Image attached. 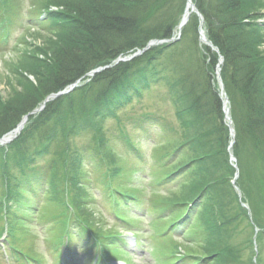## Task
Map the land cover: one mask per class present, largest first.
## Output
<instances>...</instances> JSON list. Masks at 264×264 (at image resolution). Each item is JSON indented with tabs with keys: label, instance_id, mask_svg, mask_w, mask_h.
I'll return each mask as SVG.
<instances>
[{
	"label": "trees",
	"instance_id": "obj_1",
	"mask_svg": "<svg viewBox=\"0 0 264 264\" xmlns=\"http://www.w3.org/2000/svg\"><path fill=\"white\" fill-rule=\"evenodd\" d=\"M193 2L203 17L206 37L223 57L220 76L231 107L232 148L239 161L236 184L241 189L244 169L240 160L245 154L246 162L256 160L261 163L258 173L264 179V21H259L264 18L261 11L264 0ZM62 5L66 10L46 13L47 28L57 39L56 48L42 57H32L34 62L28 63L27 68L33 80L25 77L19 83V92L6 99L0 96V136L48 94L62 90L89 70L141 49L151 39L173 36L185 0H72ZM198 25L199 18L191 14L182 37L191 29L198 40ZM171 45L162 43L149 48L142 56L145 62L141 69L132 61L104 69L91 78L89 85L48 102L44 110L31 115L19 140L6 149L0 148V173L6 183V198L21 187L10 170V155L15 156L13 160L20 157L30 161L28 148L32 143L40 140L39 143L46 145L48 150L58 140L74 138L79 129L94 141L93 145L86 150L67 146L63 153V157L66 156L64 162H67L64 163V177L78 198L83 188L80 178L86 176L81 164L88 153L100 155V159L105 155L106 165H115L113 156L104 150L103 122L115 117L131 99L141 97L151 85L163 79L171 91L179 89L174 103L180 139L173 156L185 152L186 158L173 171L195 165L192 172L201 184H196L191 198L203 191L207 194V206L211 207L210 211L204 207L203 232L190 242V245L202 244L203 252L188 250L186 256L192 260L190 254H198L204 258L203 264H233L239 257V249L228 241L238 221V212L244 214V209L230 183L234 168L228 162L229 129L224 122L222 101L214 78L218 53L201 45L200 72L203 75L197 69L188 73L187 68L173 83L166 80L160 64L163 47ZM80 120L83 122L76 129ZM40 144L36 145L39 148L34 153L43 149ZM50 170L51 176L44 188L47 198L58 192L57 166L51 165ZM29 175V172L25 174V179H29ZM250 179V184L256 182L250 177L248 181ZM192 180L195 181L194 177ZM40 185L43 187L44 184ZM253 187L259 192H249V207L254 213L264 206V187ZM256 224L263 229L261 224Z\"/></svg>",
	"mask_w": 264,
	"mask_h": 264
},
{
	"label": "rangeland",
	"instance_id": "obj_2",
	"mask_svg": "<svg viewBox=\"0 0 264 264\" xmlns=\"http://www.w3.org/2000/svg\"><path fill=\"white\" fill-rule=\"evenodd\" d=\"M70 2L72 0H0L1 97L6 99L14 92H19V83L25 77L33 79L27 68L28 63L34 62L32 57H42L45 52L53 51L56 48L55 34L49 31L47 25L42 27L39 24V18H43L44 10L64 11L66 9L62 4ZM261 11L264 13V8ZM260 21H264V18H261ZM181 31V36L176 42L169 47H163L164 55L160 57V64L164 68L163 75L167 81L173 83H176L180 76L185 74L187 68L188 73L196 69L201 71L200 42L195 40L193 30L188 29L185 37H182L184 29L182 28ZM3 39L6 40V43L1 41ZM143 55L131 60L137 64L138 69L144 66ZM140 58L141 60H139ZM201 74L203 75V73ZM201 74L200 76H202ZM214 78L216 79L215 73ZM84 82L86 80L82 83ZM216 83L219 88L220 83L217 80ZM86 84L89 85L90 81ZM177 92H179L178 88L171 91L165 86V83L160 86H151L141 98L128 104L116 119L107 121L104 126L107 128L108 137L104 150L115 158L114 168H117L119 172L113 178L114 183L121 186L124 191L138 197V201H131L130 206L120 207L121 212L128 216L129 224L118 222L111 214L108 199L102 194L105 192V181L100 165L97 166L94 158L87 164H82L86 173L84 184L87 189L83 188L81 195L76 198V209L82 210L81 213L89 221L92 220L96 223L97 227L96 224L90 222L102 235L128 231L127 233L123 232L126 242L124 248L123 245L122 247L114 245L117 253L121 252L118 259L125 260L128 264H184L188 262V259L182 255H187L188 250L193 253L203 252L201 251L202 244L190 245L191 240L200 235L204 229V225L199 219L198 210L181 232L176 234H173V231L166 232L168 227L166 218H170L179 209V207H171V205L176 201L189 200L196 190V184L200 186L201 182L190 179L186 185L178 188L180 184L185 183L180 178L182 173L178 177H171L164 184L158 183L161 179L160 176L164 177L167 172L172 170V166L162 168L165 166L162 165L165 160L164 155L166 152L169 153L171 147L177 144L180 139L174 103ZM148 121L157 123L160 129H156L157 126L149 124ZM82 122L83 120H80L76 123V129ZM119 131L134 142L138 151L123 141L122 135L119 136ZM88 143L89 139L81 136L80 132L73 139L58 140L52 145L49 154L43 156L38 153L41 157L35 161L33 167L34 169L47 170L50 161L54 159L58 170L63 171L64 163L67 164L63 157L67 146L71 148L78 146L85 149ZM32 145L28 149V154L33 148ZM246 156L245 154L242 158L240 157V163L244 169L240 179V192L241 200L245 206L250 203L249 192L259 194L253 186L264 187V179L258 173L261 163L256 160L246 162ZM10 158V167L15 174L14 169L17 168L13 163L15 156H10ZM180 159L184 160V157L180 156ZM141 160L144 162L141 163ZM235 163L237 165L236 161ZM229 166L234 167L230 163ZM249 177L256 182L250 184ZM91 179L92 182L87 183ZM57 183L60 188L65 185L62 180H58ZM111 184L115 186L113 183ZM39 203L34 204L33 201L28 200L20 202L19 205H12L9 217L16 216L13 221L16 231L14 241L24 251L43 258L45 264H55L52 248L54 243L61 240L62 230L53 225L65 207L59 204V200L55 198ZM27 206L28 208H26ZM169 207L171 208L168 212H163ZM235 209L237 210V207ZM210 210L211 207L208 208V211ZM249 215L253 216V219L263 227V232L260 233L258 239L260 255L257 264H264V206L254 213L247 212V217H243L239 221L237 229L230 235L228 242L240 251L236 263L233 264H252V253L249 246L251 234L249 224L251 217ZM130 233H134L136 244L133 243ZM103 241L113 242L108 239ZM72 246L77 254H73L74 259L70 261V264H94L96 258L99 260L98 264H106V249L99 247L89 254H84L79 251V245L72 243ZM107 249L109 250L110 246ZM96 255L98 256L96 257ZM0 264L2 263L0 262Z\"/></svg>",
	"mask_w": 264,
	"mask_h": 264
},
{
	"label": "water",
	"instance_id": "obj_3",
	"mask_svg": "<svg viewBox=\"0 0 264 264\" xmlns=\"http://www.w3.org/2000/svg\"><path fill=\"white\" fill-rule=\"evenodd\" d=\"M206 41V40H205ZM209 45H211V43L209 42V41H206ZM154 43H156V41H151L149 44H148V46L149 45H152V44H154ZM119 60H122L121 58H118L117 59V61H119ZM222 62V57H220V59H219V63H221ZM217 71H219V68H217ZM218 80H220V78H219V75H218ZM72 87H70V89H71ZM221 88H222V86H221ZM53 96H55V95H53ZM227 102V100H225V103ZM226 114H228V109H226ZM22 126V124H20V126L18 127V128H20Z\"/></svg>",
	"mask_w": 264,
	"mask_h": 264
}]
</instances>
